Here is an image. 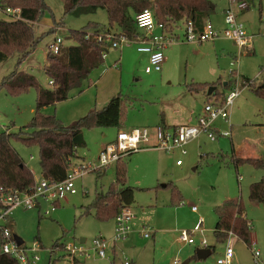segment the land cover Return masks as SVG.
<instances>
[{"label": "rangeland", "instance_id": "rangeland-1", "mask_svg": "<svg viewBox=\"0 0 264 264\" xmlns=\"http://www.w3.org/2000/svg\"><path fill=\"white\" fill-rule=\"evenodd\" d=\"M44 1L48 9L34 23L33 31L35 36L45 34L34 51L20 62L19 54L12 52L0 63V81L16 69L32 74L40 86L50 88L52 85L43 67L49 45L55 37L62 38L64 51L74 44L69 37L70 30L83 29L90 22L108 26L104 9L75 16L65 13V0ZM209 1L215 5L214 10L210 15L202 14L197 19L199 26L194 24L197 29L207 21L215 28L222 24V9L227 7L228 0ZM260 14H264V0H252L249 7L238 14V20L251 38L250 48L242 51L223 36L201 43L187 42L184 39V20L174 23L171 31L164 30L173 41L163 49L166 60L159 72H144L146 54L138 52L134 43L110 49L107 59L89 72L81 88L73 87L67 99L40 110L44 115L55 116L63 125H70L89 110L101 108L112 95L120 94L124 105V127L121 129H154L161 124L164 116L167 121L180 122L190 113L193 116L199 114L208 99L220 102L230 90L235 87L240 89L229 108L230 127L221 120L214 124L219 131L228 130V137L220 136L211 141L202 134L185 146V154L175 149L167 152L146 148L120 159L127 162V183L135 187L134 202L130 206L132 223L153 219L161 223L168 215L172 218L177 209L179 232L182 229L192 230L198 216L191 211V206L199 208L204 219L203 232L194 233L195 239L199 240L197 235L203 234L208 246L213 249L207 258L199 261L200 264H215L224 253L227 239L218 241L213 233L217 220L214 209L230 198L242 201L254 235L250 246L233 236L232 264H255L252 250L261 253L264 264V206L248 198L249 185L260 179L262 170L250 164L235 168L231 161L233 148L238 150L253 146L259 153L264 152V98L254 89L264 83V20ZM0 19L11 17L0 11ZM114 58H118L117 67L112 65ZM249 81L253 84L245 86ZM224 82L227 84L223 85ZM200 83H209V86L214 83V93L207 95L209 86L201 91L188 90L190 85ZM35 100L36 91L32 87L17 94L0 88V132L16 133L26 126L35 115ZM118 130V127L82 129L84 143L76 146L77 157L73 163H97L103 145L113 141ZM11 144L22 162L33 172L34 179H40L38 146L16 140H11ZM0 152L4 154L1 155L4 162L9 164L5 158L10 155L8 151L4 148ZM177 159L183 162L181 167L176 166ZM94 171L77 177L74 181L77 193L60 201L49 215L43 214L46 203L41 208H18L11 212L8 222L11 232L20 236L26 246H33L36 242L40 245L37 248L39 260L35 264H49L50 261L53 264H98L96 260L100 258L92 251L93 239L103 234L111 246L114 220L99 221L92 214H85L84 209L92 202L96 192H105L114 181L115 162L102 169L100 176ZM173 188L179 197H172ZM181 200L183 203L180 205ZM148 223L153 225V222ZM148 225H143L142 229L150 227ZM81 238L85 240L80 242ZM55 243L82 245L89 251L90 257L76 252L75 258L79 261L73 262L62 250H55ZM109 246L106 250L108 256ZM124 256L123 253L119 255L125 261L127 258ZM121 260L118 259L117 264Z\"/></svg>", "mask_w": 264, "mask_h": 264}, {"label": "trees", "instance_id": "trees-1", "mask_svg": "<svg viewBox=\"0 0 264 264\" xmlns=\"http://www.w3.org/2000/svg\"><path fill=\"white\" fill-rule=\"evenodd\" d=\"M251 1L233 0V2H245L246 9ZM211 5L213 6L209 0H65V13L75 16L104 9L108 26L90 22L83 29L70 30L69 37L74 44L62 51L61 43L57 54L48 51L43 71L53 82L50 88L40 86L32 74L16 69L2 77L0 88L6 89L10 94H17L32 87L36 91V100L35 115L26 126L16 133L0 132V151L5 148L10 154L5 156L9 161V164H6L3 157L1 158L4 154L0 152V183L21 189H26L34 183L29 168L22 162L11 140L20 141L26 145H37L41 178L49 182H59L65 178L67 168L77 157V145L73 143V138L81 133L82 129L93 127L121 129L124 127V105L120 94L111 96L101 108L89 110L70 125H63L55 116L44 115L40 112L47 105L67 99L69 91L73 87L81 88L89 72L104 62L101 53L108 50L109 42H99L93 36L104 31L110 32L113 29L118 30L114 31L117 36L136 39L142 34L138 33L135 15L142 9L148 8L153 11L155 21L162 25V30L171 31L172 25L180 20H184L185 24L191 20L195 24L197 16L211 14L214 10V6ZM0 7L2 9L20 8L19 19H0V63L12 52L19 54L18 62H20L34 51L45 34L35 36L33 25L48 9V6L44 0H3ZM88 33L90 36L86 37ZM252 84L253 82L249 86ZM210 85L215 84L210 83ZM208 86L209 83L193 84L188 90L201 91ZM254 89L264 98L262 85ZM158 126L165 127L163 118ZM120 159L115 162L114 181L105 192H96L92 202L84 209L85 214H92L99 221L114 219L122 208H130L134 202V188L127 183V162ZM231 161L235 168L239 165L250 164L262 170L260 179L249 185L248 198L264 206V156L242 158L232 151ZM106 167L108 166L96 170L97 176H100L102 169ZM172 197H179L175 188L172 189ZM214 210L217 215L213 228L215 238L223 241L231 232L250 246L252 223L245 216L242 201L240 199L225 200L216 205ZM54 247L62 250L64 244L55 243ZM212 251L213 249L211 253ZM78 260L73 259L72 261ZM0 264L19 263L10 256L1 255ZM49 264L53 262L50 261Z\"/></svg>", "mask_w": 264, "mask_h": 264}, {"label": "built area", "instance_id": "built-area-1", "mask_svg": "<svg viewBox=\"0 0 264 264\" xmlns=\"http://www.w3.org/2000/svg\"><path fill=\"white\" fill-rule=\"evenodd\" d=\"M235 6V7H234ZM245 2H233L228 0V5L223 10V28H215L211 22L207 21L200 29L195 28L194 23L189 20L186 23L184 39L187 42H205L214 40L217 37L223 36L232 40L240 51L247 50L251 46V38L247 35L244 25L238 20V13L246 9ZM0 11L11 17V19L20 18V8L6 7ZM261 19L264 20V14H261ZM135 21L138 29L142 30V35L136 39H128L125 36H117L116 32L104 31L96 36H93L97 41L109 42L108 50L101 53L103 60L106 59L110 49L121 48L122 46L136 44L137 51L145 53L148 56L147 65L144 68L145 73L152 71L159 72L162 69V64L165 60L163 49L173 41L172 37L165 35L162 30V25L155 21L152 11L142 9L135 15ZM159 29L158 33L154 30ZM90 33L86 34L89 37ZM62 38L55 37L54 41L49 45V51L52 54H57L60 51ZM245 48V49H244ZM112 65L118 66V60H115ZM52 85V80L48 81ZM251 83V82H250ZM245 83V86L250 84ZM240 89L230 90L225 98L220 101L208 100L204 103L199 114L195 116V123L180 124L173 128L157 126L154 129L148 127H132L127 130L119 129L113 141L107 143L97 156V163H71L67 168L66 176L59 182H49L46 179L40 178L35 180L33 185L28 188H15L6 186L0 183V256L7 255L15 259L19 264H35L39 260L37 254L39 243L36 242L33 246H26L24 243L18 244L14 238V233L8 227L10 214L13 210L21 208L29 210L33 208H41L43 203L46 207L43 208V214L49 215L53 212L60 201L66 200L68 195L77 193L75 187V179L81 177L88 172L98 170L116 162L128 153L137 152L143 148H156L167 152L179 150L181 154H185V146L193 140L199 138L200 135H205L209 140L214 141L220 136L228 137V130L219 131L214 124L217 120H221L230 127L229 108L233 100L240 93ZM152 137V139H151ZM33 156L30 155V159ZM177 165H181L180 159L176 160ZM238 180L241 176L237 175ZM180 201V205L182 204ZM193 212H197L198 207L191 206ZM133 213L129 207L122 208L114 217V234L111 243L127 238L131 232V221ZM203 217L199 216L197 223L192 230L182 229L179 232V239L188 244L195 243L194 233L203 232ZM143 237H150L151 229L143 228L141 231ZM235 235L228 233L224 253L217 258L215 264H230L233 258V240ZM252 241L251 243H253ZM94 248L92 251L97 253L100 259L107 261V264H115L107 255L106 250L109 242L101 235L93 239ZM198 246L202 248L208 247L207 240L204 237L199 238ZM110 247V246H109ZM59 248H56L57 250ZM64 255H68L73 259L75 253L78 252L81 256L90 257L89 251H86L82 245L64 244L62 249ZM252 258L255 264H262L261 253L258 250H252ZM178 261H174L177 264ZM123 264H129V260H125Z\"/></svg>", "mask_w": 264, "mask_h": 264}, {"label": "crops", "instance_id": "crops-1", "mask_svg": "<svg viewBox=\"0 0 264 264\" xmlns=\"http://www.w3.org/2000/svg\"><path fill=\"white\" fill-rule=\"evenodd\" d=\"M213 6L215 7V5ZM222 10H224V8ZM238 14H240V12ZM199 17L200 15L197 16V19ZM195 25L199 26L197 22L195 23ZM222 28H223V21H222L221 26L217 27V29L220 30ZM110 31L114 32L118 30L111 29ZM154 32L158 33L159 29H155ZM138 33L142 34L143 32L141 29H138ZM145 59L147 61L148 59L147 54H146ZM115 60H118V58L113 59V61ZM165 60H166V56H165ZM186 123H190V124L195 123V115L193 116L192 113H190L185 119H183L180 122L179 121L172 122L169 120L167 121L165 116L163 118V125L168 128H173L177 125L186 124ZM105 145H103V147ZM143 149H146V148H143ZM176 151H179V150H176ZM233 151L237 156L242 157V158H258L260 156H264V152L259 153L257 149L254 148L253 146L239 148L238 150L233 148ZM182 165H183V162L181 165L176 164L177 167H181ZM30 173L32 174V177L34 179L33 172L31 170H30ZM128 185L132 186L135 191V187L133 185L131 184H128ZM15 188H18V187H15ZM227 200H237V199L230 198ZM176 212H177V209H175V214L173 213L172 218L168 215L166 218L162 219L161 223H158L156 219L135 222V223L131 222L132 228L127 238H125L124 240L120 242H117V243L113 242V244H111L110 246L111 248L108 251V254L110 255L109 256L110 259L113 260L115 264H117L118 259L121 260L119 257L120 253L121 254L123 253L125 255L124 257H126L129 260V264H174L175 260L178 261L177 264H181V262H183L184 260H188L186 264H200L199 261L201 260L197 259L196 254H195V249L200 248L198 246L199 240L195 239V243L188 244L186 242H182L179 239V228L176 224L177 223ZM193 213L196 214V216L198 217L202 216L199 213V208L197 212H193ZM245 216L247 217L246 213H245ZM149 221L153 222V225H148ZM143 225L150 226L149 227L151 229L150 237L146 238L141 235V229ZM113 230H114V224H113ZM101 236L103 237L104 235L101 234ZM197 236H200L201 238L203 237V234H198ZM253 237L254 235L252 233L251 235L252 241L254 240ZM190 245H194L196 247L194 248L193 246H190ZM207 248H210V247L208 246ZM232 260L230 264H232ZM96 261L98 264H107L106 263L107 261L104 259H100ZM123 261L124 260L119 261L118 264H123Z\"/></svg>", "mask_w": 264, "mask_h": 264}, {"label": "water", "instance_id": "water-1", "mask_svg": "<svg viewBox=\"0 0 264 264\" xmlns=\"http://www.w3.org/2000/svg\"><path fill=\"white\" fill-rule=\"evenodd\" d=\"M223 85H226V82H224ZM262 86L264 87V83L262 84ZM214 90H215V86H209L207 91H206L207 95H211ZM73 143L75 145H81L84 143V140H83L81 133H79L77 136H75L73 138ZM14 238L18 244L23 243V240L20 236L14 234ZM83 241H84V238H81L80 242H83ZM195 254H196L197 259L202 260V259L207 258L211 254V249L207 248V247L206 248H202V247L196 248ZM187 262H188V260H184L183 262H181V264H186Z\"/></svg>", "mask_w": 264, "mask_h": 264}]
</instances>
